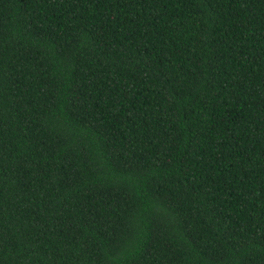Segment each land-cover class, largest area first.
<instances>
[{
  "label": "trees",
  "instance_id": "trees-1",
  "mask_svg": "<svg viewBox=\"0 0 264 264\" xmlns=\"http://www.w3.org/2000/svg\"><path fill=\"white\" fill-rule=\"evenodd\" d=\"M0 264H264V0H0Z\"/></svg>",
  "mask_w": 264,
  "mask_h": 264
}]
</instances>
